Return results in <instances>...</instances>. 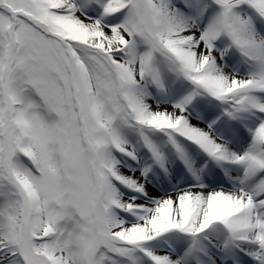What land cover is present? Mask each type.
<instances>
[{
	"label": "snow or ice",
	"instance_id": "6c2138e0",
	"mask_svg": "<svg viewBox=\"0 0 264 264\" xmlns=\"http://www.w3.org/2000/svg\"><path fill=\"white\" fill-rule=\"evenodd\" d=\"M0 264H264V0H0Z\"/></svg>",
	"mask_w": 264,
	"mask_h": 264
}]
</instances>
